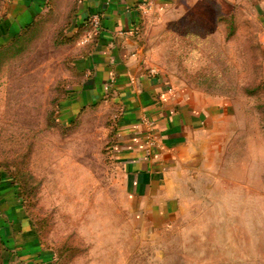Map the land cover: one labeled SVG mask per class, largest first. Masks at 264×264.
I'll return each mask as SVG.
<instances>
[{
	"label": "rangeland",
	"instance_id": "1",
	"mask_svg": "<svg viewBox=\"0 0 264 264\" xmlns=\"http://www.w3.org/2000/svg\"><path fill=\"white\" fill-rule=\"evenodd\" d=\"M8 9L0 0V264H264V0H178L149 23L146 62L229 106L220 156L198 164L163 226L135 210L112 155L120 108L61 115L84 29L51 7L11 33Z\"/></svg>",
	"mask_w": 264,
	"mask_h": 264
},
{
	"label": "crops",
	"instance_id": "2",
	"mask_svg": "<svg viewBox=\"0 0 264 264\" xmlns=\"http://www.w3.org/2000/svg\"><path fill=\"white\" fill-rule=\"evenodd\" d=\"M176 1L152 0L144 11L143 0H7L11 33L30 26L51 7L62 16L68 11L78 31L93 13L101 16L99 34L78 48L77 80L67 87L61 115L71 120L108 100L120 108L111 152L123 169L135 210L143 211L145 222L154 226L167 225L181 208L182 197L189 193L186 181L197 177L198 164L207 166L217 150L220 156L229 117L223 98L181 90L146 62L149 23ZM260 17L264 25L263 12ZM22 19L28 21L22 24ZM144 115L156 121L159 144H149Z\"/></svg>",
	"mask_w": 264,
	"mask_h": 264
},
{
	"label": "built area",
	"instance_id": "3",
	"mask_svg": "<svg viewBox=\"0 0 264 264\" xmlns=\"http://www.w3.org/2000/svg\"><path fill=\"white\" fill-rule=\"evenodd\" d=\"M144 1V11H147L149 9V4L152 2V0H143ZM85 24L84 28V34L82 37L79 38L78 43L83 45L87 44L88 42L92 41L100 32L101 29V16L99 13H93L90 15V17L83 22ZM137 77L133 76L131 77V82H136ZM142 121L144 124H146L148 129V142L152 146L154 144H159V141L157 140L156 134H155V126L156 121L151 118L149 115H144L142 118Z\"/></svg>",
	"mask_w": 264,
	"mask_h": 264
},
{
	"label": "trees",
	"instance_id": "4",
	"mask_svg": "<svg viewBox=\"0 0 264 264\" xmlns=\"http://www.w3.org/2000/svg\"><path fill=\"white\" fill-rule=\"evenodd\" d=\"M84 28H85V27H84ZM66 95H67V90L64 89V96H66ZM71 120H72L71 123H73V122H74L73 118H72ZM18 192H19V195L23 194V193H22V190H21L20 188H18ZM36 227H37V225H36ZM37 229H38V227H37ZM38 232H39V235H40V230H39V229H38Z\"/></svg>",
	"mask_w": 264,
	"mask_h": 264
}]
</instances>
